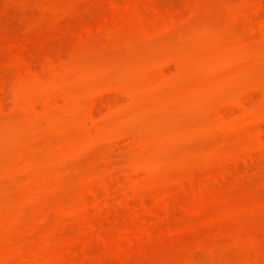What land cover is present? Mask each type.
<instances>
[{
	"label": "rangeland",
	"instance_id": "obj_1",
	"mask_svg": "<svg viewBox=\"0 0 264 264\" xmlns=\"http://www.w3.org/2000/svg\"><path fill=\"white\" fill-rule=\"evenodd\" d=\"M0 101V264H264V0H0Z\"/></svg>",
	"mask_w": 264,
	"mask_h": 264
},
{
	"label": "bare ground",
	"instance_id": "obj_2",
	"mask_svg": "<svg viewBox=\"0 0 264 264\" xmlns=\"http://www.w3.org/2000/svg\"><path fill=\"white\" fill-rule=\"evenodd\" d=\"M165 75H166V73H165V71L163 72V76L165 77ZM100 92H101V90H100ZM99 92V94H98V100L94 103V106L92 107L94 110H95V108H97V105H98V102L100 103L101 101V103L103 104V100H102V98L104 97V94H105V90H102V92L100 93ZM107 93V92H106ZM251 100H253L252 99V97H251V99H245V101L248 103V104H250L251 102H249V101H251ZM243 103V102H242ZM245 103V102H244ZM244 103L243 104H241V105H243V108L245 107V106H247L248 104L246 103V105H244ZM0 105H2V106H0V107H3V104L1 103V101H0ZM96 106V107H95ZM108 107H110L109 105H107ZM249 106V105H248ZM247 108V107H246ZM93 109L91 110V112H90V114H92V113H95V111L93 112ZM242 110H244V109H242ZM246 110V109H245ZM244 110V111H245ZM247 110H248V108H247ZM261 110H262V108H261ZM263 111H264V108H263ZM263 111H261V112H263ZM245 112H247L248 114H250L251 113V110H250V112H249V110L248 111H245ZM244 112V113H245ZM227 113V112H226ZM247 113H245V115L247 114ZM254 113V112H253ZM223 114H225V113H223ZM223 114H222V117H223ZM227 114H229V113H227ZM93 115V116H92ZM90 117H94V114H92ZM260 115H264V113H260L259 114V117H258V119H261V120H259L258 122H260V124H259V129H258V132H257V145H258V148L259 149H257V147H255L256 149L255 150H264V116L263 117H261ZM226 117V116H225ZM224 119V118H223ZM247 149H249L248 147H246ZM247 149H244V150H246V151H248V153H250V151L251 150H247ZM250 149H252L251 147H250ZM252 152H254V151H252ZM262 152H264V151H262ZM247 153V152H246ZM257 153H261V152H257ZM257 153H255V154H257ZM251 154V153H250ZM250 154H247V155H245V152H244V155L242 154V156H244V157H240L241 159H239V161L237 162L236 161V163H235V165L233 166L234 168H232L233 170H229V171H227L225 174H223L222 175V177L220 178V182H225V181H227L228 180V178H230V177H232L233 175H234V173H236L237 171L239 172V170L241 171V169H240V167H242V169L244 170L245 169V171L244 172H247L248 173V171H251L250 169H252V166H253V157H252V155H250ZM253 154V153H252ZM255 154H253L254 156H256ZM255 158V157H254ZM112 177H110V180H109V183H108V181L106 180L103 184H102V187H103V185H104V189L106 190V192H108V194H110V188H111V183L113 182V180L111 179ZM112 180V181H111ZM111 181V182H110ZM191 183V182H190ZM191 185H192V183H191ZM183 188H184V190H186V187L184 186V183H183ZM91 194H92V196L93 197H95V196H97V194H96V191L94 192V190H92L91 191ZM107 205V204H106ZM108 206V205H107ZM144 206H146L145 204H144ZM168 208H169V202H167L166 203V210H168ZM106 217H109V216H105V217H103V219L104 218H106ZM92 219V218H91ZM101 219L102 221L100 222V224L101 225H103L104 223V226L103 227H101L102 229L99 231V232H97V234L94 236V237H92V238H95V239H93L94 241H97L98 239H100V241H102L103 239H102V235L103 234H100L99 235V233H101V231H103L104 229L103 228H106V226L107 225H109L111 222L109 221V220H107V219ZM109 219V218H108ZM112 219V218H111ZM110 219V220H111ZM94 219H92V222L91 223H93L94 221H93ZM107 221H109L108 223H107V225H106V222ZM112 221V220H111ZM103 233V232H102ZM104 238V237H103ZM89 239V238H88ZM91 238L88 240V243H89V241H93ZM73 243V244H72ZM71 244L72 245H74L76 242H72Z\"/></svg>",
	"mask_w": 264,
	"mask_h": 264
}]
</instances>
